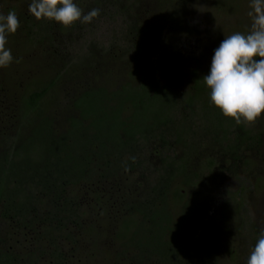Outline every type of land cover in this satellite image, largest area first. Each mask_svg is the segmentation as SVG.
<instances>
[{
	"label": "trees",
	"instance_id": "1",
	"mask_svg": "<svg viewBox=\"0 0 264 264\" xmlns=\"http://www.w3.org/2000/svg\"><path fill=\"white\" fill-rule=\"evenodd\" d=\"M87 1L80 0L79 5L83 6ZM91 1L100 7L111 5L115 10L112 14L119 13L125 18L123 39L127 46L124 53H129V62L132 63L127 79L116 90L91 86L78 93L72 102L76 117L68 118L67 127L62 132L55 130L49 113L52 96L48 95L62 76L57 75L40 90L31 83L18 101L16 132L0 153V220L19 229H40L44 240L54 244L70 240L76 243L81 235L96 236L93 225L83 228L81 223L86 216H91L88 206H108L102 210L110 213L114 210L113 202L124 200L116 182L125 180L122 175L126 171L149 170V165H144L146 160L136 159L142 150H149V154L159 158L160 168L154 173L156 178L162 172L169 175L170 196L176 203L185 198L179 189L198 190L196 194H199L202 181L213 177L216 157H226L229 166L225 171L234 175L235 165L239 161L245 164V154L260 144L259 134L246 128L243 120L237 124L209 102V89L198 72V66L191 68L188 75L182 71L187 61L188 65L198 64L194 54L184 56L182 51L167 43L157 26L131 14L134 1L130 5L119 0ZM23 19L26 29L20 38L26 39L32 47L48 44L54 48L64 36L74 31L78 33L84 24L77 20L65 26L46 18L34 24L31 16ZM55 51L56 48L52 53L56 60H62L63 55ZM155 67H161L159 73L168 76V80L154 87L149 68ZM68 72L63 69L64 74ZM187 78L191 86L185 89ZM211 126L214 129L209 130ZM0 136V142L4 144L6 138L1 131ZM203 138L204 142L200 141ZM150 144L159 146L162 154L156 147L151 150ZM189 145L193 147L191 156L196 157L198 163L191 159L195 168L189 166L188 170L185 159ZM175 149L180 150L178 159ZM111 181L115 184L105 196L103 186ZM82 187L86 193L92 191L95 195L93 203L80 202ZM146 189L147 196L143 200L123 204L126 214L121 216L115 237L124 240L125 247L136 244L129 239L134 229L126 239L121 233L126 219H132L134 227L138 218L142 225L162 222L160 215L153 213V208L164 202L154 199L153 185ZM151 197L154 201H149ZM196 200L194 206L203 205L199 195ZM161 243L151 240L144 244L150 251H160ZM139 244L143 245L141 241Z\"/></svg>",
	"mask_w": 264,
	"mask_h": 264
},
{
	"label": "rangeland",
	"instance_id": "2",
	"mask_svg": "<svg viewBox=\"0 0 264 264\" xmlns=\"http://www.w3.org/2000/svg\"><path fill=\"white\" fill-rule=\"evenodd\" d=\"M29 1L0 0V13L7 14L8 11L13 10L19 20V27L14 33L8 34L6 43V47L11 50L13 61L6 67H0V131L6 138L4 144L0 142V153L16 132L18 101L31 83L40 90L57 75L62 76L48 93L52 96L49 113L53 117L55 130L62 132L67 127L68 118L76 117L72 102L78 93L91 86H103L116 90L125 82L128 71L132 67V63L129 62L130 55H127L129 53H124V48L127 46L123 39L126 21L121 14H112L115 12L113 6H96L91 0L80 6V0H73L82 9V13H87L93 8L99 9V12H105L99 13L91 22L84 23L78 33L74 31L64 36L63 41L54 47L55 53L63 55V59L56 60L55 54L52 53L54 48L50 45L32 47L26 43V39L20 38L26 29L23 17L31 16L34 24L39 20L29 12ZM119 1L124 5H130L134 1L135 5L132 7L131 14H136L143 22L157 26L167 43L182 51L184 56L194 54L198 64L194 62L188 65L187 61L182 70L187 75L195 66H198L200 75L207 74L213 49L223 39V35L227 36L236 31L246 34L252 23L248 15L251 10V0ZM88 54H90L89 57ZM63 69L69 72L64 74ZM160 69L162 68L155 67L152 70L149 68L154 87L168 80V76L159 73ZM190 86L191 82L187 78L185 89ZM243 123L246 128L253 130V133L259 134L260 138L259 146L245 154L243 160L245 159L247 164L239 161L235 165L237 170L233 175L225 171L229 166L225 160L226 157H216L212 167L213 177L208 181H202L203 187L200 188L199 194H196L198 190L179 189L180 194L185 195V198L176 203L170 196L169 175L162 172L161 176L156 178L154 173L156 168H160L159 158L149 154V150H142L136 159L146 160L144 165H149V170L126 171L122 175L125 180L116 182L121 187L124 200L113 202L114 210L110 213L103 212L108 206H88L91 216H86L81 223L83 228L93 225L96 236L81 235L78 239L76 238L75 245L69 246L68 243L63 245L67 258H69V252L74 253L71 264H135L136 259H133L136 256L135 249L125 247V241L115 237L117 225L121 216L126 214V206L123 204L126 202L134 204L139 199L143 200L147 196L146 188L151 185L155 187L154 199L159 201L162 199L164 202L159 207L153 208V213L159 214L162 222L154 221V223L142 225L138 223L140 219L138 218V224L134 227L133 220L126 219L121 229L125 239L128 233H131V229H134V233L129 239L137 243L141 241L144 246L145 242L151 240L164 243L163 237L166 236L172 257L174 252L182 250V242L188 244L191 241L192 237L189 238L181 231L186 226L187 218L192 216L198 219L197 214L192 213L195 212L196 196L199 195V200L205 206L202 217L204 221L207 220L204 222V233L209 234L210 239L218 245L215 255L218 264H246L245 255H249L260 231L264 229V110L254 121H243ZM210 129H214L213 126ZM200 141L204 142V138ZM191 145L185 159L188 170L189 166L195 168L191 159H194L195 164L198 163L197 158L191 156L193 153ZM149 146L151 150L156 147L162 154L163 150L159 146L153 144ZM174 151L178 159L181 156L180 150ZM169 154L173 156L171 152ZM206 174L205 172L204 178ZM182 180L183 178L180 179ZM208 182L211 183L210 186L205 187L204 185ZM114 184L112 181L105 183L103 186L105 196ZM82 191L80 202L93 203L95 195L91 193L92 191L86 193L84 187ZM226 192L231 196L225 194ZM149 201L154 200L151 197ZM147 211L149 212L148 209ZM221 213L224 215L221 216ZM148 214L151 216L152 213ZM168 223H170L169 229L163 228ZM12 228L16 230L17 227L0 220V262L4 261V254L9 245L6 241L11 235ZM196 234L201 236L202 233ZM76 235L79 236V232H76ZM204 245L203 250L208 249L207 245ZM153 261H144L142 264H154ZM188 262L191 264V259Z\"/></svg>",
	"mask_w": 264,
	"mask_h": 264
},
{
	"label": "clouds",
	"instance_id": "3",
	"mask_svg": "<svg viewBox=\"0 0 264 264\" xmlns=\"http://www.w3.org/2000/svg\"><path fill=\"white\" fill-rule=\"evenodd\" d=\"M29 12L37 19H51L68 26L77 20L91 22L99 9L82 13L73 0H31ZM248 15L252 20L250 30L246 34L236 31L223 35L213 49L207 74L203 75L209 102L237 124L242 120L254 121L264 110V0H251ZM18 27L15 11L0 13V67L13 61L6 43L8 34ZM246 264H264V229L252 246Z\"/></svg>",
	"mask_w": 264,
	"mask_h": 264
},
{
	"label": "flooded vegetation",
	"instance_id": "4",
	"mask_svg": "<svg viewBox=\"0 0 264 264\" xmlns=\"http://www.w3.org/2000/svg\"><path fill=\"white\" fill-rule=\"evenodd\" d=\"M204 207V205L195 206V210L198 212H193L192 214H197L198 219L191 216L187 218L184 228L182 225L183 229L181 232L192 238L188 244L182 242L183 245L180 252H174V255L170 256L172 252L170 251L169 241L166 240V236L163 237L164 243H162L160 251H150L144 245L136 242L132 247L136 251V256L133 257V259H136V262L135 260L133 262L135 264H142L144 261L154 260V264H189L188 260L191 259V264H218V260L215 257L218 245L210 239L209 234L206 235L204 233V222L207 221H204L202 217L204 216ZM196 220L199 221L197 222ZM140 221L139 219L138 223ZM168 224L170 226V223ZM13 227L16 228L17 226L13 225ZM164 227L168 228L167 225H164ZM39 230L27 227L23 229L17 227L16 230L12 228L11 235L6 241L9 245L4 254V261L0 262V264H71L72 259H74V253L72 251L69 252V258H67V252L63 251V245L68 243L69 246H72L75 245V241L70 240L65 241V243L58 242L54 244L44 240ZM195 232L202 234H200L201 236H198V234L193 235ZM204 244L207 245L208 249L203 250L205 248ZM201 248L202 250H200ZM246 257H248V254L245 255V260L247 259Z\"/></svg>",
	"mask_w": 264,
	"mask_h": 264
}]
</instances>
